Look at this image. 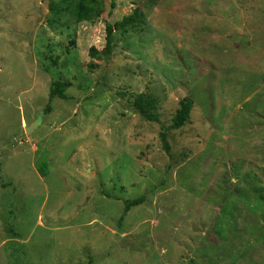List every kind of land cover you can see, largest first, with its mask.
<instances>
[{"label": "rangeland", "instance_id": "obj_1", "mask_svg": "<svg viewBox=\"0 0 264 264\" xmlns=\"http://www.w3.org/2000/svg\"><path fill=\"white\" fill-rule=\"evenodd\" d=\"M104 1L0 0V264H264V0Z\"/></svg>", "mask_w": 264, "mask_h": 264}, {"label": "trees", "instance_id": "obj_2", "mask_svg": "<svg viewBox=\"0 0 264 264\" xmlns=\"http://www.w3.org/2000/svg\"><path fill=\"white\" fill-rule=\"evenodd\" d=\"M61 3H73L74 6V15L76 17V20L78 22H94L98 20L102 13L104 8V0H60ZM141 21V14L140 12H137V10L125 17L120 22H116L113 25L107 24L106 25V40H107V48L104 50V56L108 57L111 49H112V43H113V34L115 31L124 30L126 27H133L137 26ZM93 54H97V51L93 49ZM70 88V84L66 82H58L55 83L53 88L51 89V98H54L55 96H58L60 99H65V92L67 89ZM135 106L137 107L139 113L143 115L146 119L150 121H157V116L150 111V108L146 105V102L140 98L135 102ZM193 108V101L190 98H184L180 102V108L176 113V116L174 117L173 124L171 126V129H180L186 124L190 123L191 120V111ZM46 113L49 112V108L46 109ZM162 142L164 144V148L167 153L170 151V147L166 141L165 134H162ZM46 168L47 165L44 164L43 167L40 169L43 176L46 175ZM144 202V197H140L137 200L134 201H128L126 203V209L129 210L132 206L140 205Z\"/></svg>", "mask_w": 264, "mask_h": 264}, {"label": "water", "instance_id": "obj_3", "mask_svg": "<svg viewBox=\"0 0 264 264\" xmlns=\"http://www.w3.org/2000/svg\"><path fill=\"white\" fill-rule=\"evenodd\" d=\"M33 129H34V125L33 126H30V127H28L27 129H26V134L27 135H29L32 131H33Z\"/></svg>", "mask_w": 264, "mask_h": 264}]
</instances>
